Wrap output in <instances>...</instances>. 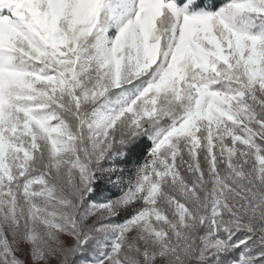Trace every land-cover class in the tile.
<instances>
[{"label": "snow or ice", "instance_id": "snow-or-ice-1", "mask_svg": "<svg viewBox=\"0 0 264 264\" xmlns=\"http://www.w3.org/2000/svg\"><path fill=\"white\" fill-rule=\"evenodd\" d=\"M0 264H264V0H0Z\"/></svg>", "mask_w": 264, "mask_h": 264}]
</instances>
